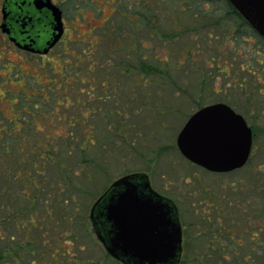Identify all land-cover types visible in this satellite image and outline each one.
<instances>
[{"label": "rangeland", "instance_id": "374dc122", "mask_svg": "<svg viewBox=\"0 0 264 264\" xmlns=\"http://www.w3.org/2000/svg\"><path fill=\"white\" fill-rule=\"evenodd\" d=\"M3 1L0 0V22ZM53 1L65 9L66 35L64 42L43 60L9 46L0 30V149L1 153L6 149L3 147L5 131H10L11 137L15 138L10 144H16L14 147L18 149L6 163L2 161L5 154L0 153V192L3 193L0 218L2 222L5 217L20 222L21 211L27 213L29 206L35 209V225L31 226L33 229L27 237L11 229V222L9 229L3 222L0 236L4 241H0V248L5 247L6 239L13 236L9 245L24 246L23 264H45L46 261L52 264L51 255L48 256L51 253H57L60 264H67L66 259L71 258L86 264H121L108 256L98 241L90 212L113 182L127 174L146 172L151 175L155 189L176 201L186 224L199 223L202 219L199 208L197 214H186L189 203L195 202L198 206L200 201H210L212 195L241 206L242 217L250 218L248 213L253 208L258 212V251L253 256H199L205 245L197 236V240L186 248L189 253L182 257L180 264H264V120L260 124L263 140L256 144L248 164L232 173L217 175L194 167L176 148L179 132L200 105L223 102L242 113L251 96L264 98V81L257 76L264 67V41L259 39L254 43L247 38L248 42L241 40L233 44V20L225 21V27L216 24L212 27L210 20L201 17L197 11L183 15L177 11L170 14L164 9H153L152 17L148 18L146 14V23L150 21L153 26L145 23L142 37L146 45V69L149 72L148 68L159 67L160 74L146 71L148 76L141 96L142 99L146 97L145 107L141 111L139 88L132 89L135 101L131 102L134 109L129 114L130 129L66 128V120H56L50 113L51 105L43 103L46 97L33 98L32 95L40 96L41 91L57 89L60 84L53 80L66 72L63 71L66 67L72 74L90 73L89 66L84 71L78 70L76 60L82 48L88 51L92 42L97 41L98 33L102 31L99 26L114 27L115 48H119L120 43L127 44L124 32H130L135 38L136 49L141 40L138 42L139 31L132 29L138 27V18L133 11L127 12L135 6L134 0H126L123 14H120L123 11L120 0ZM142 5L146 13L149 3L144 0ZM105 52L102 48L100 61L105 58ZM125 57L124 51L115 52V59L128 63L131 75L138 80L136 55L131 54L127 60ZM112 64L111 73L116 74L115 60ZM81 88L89 90L84 85L76 87L77 90ZM122 90L120 87V97L107 100L106 107L116 109V101L120 108L124 106ZM215 91L220 92L216 95ZM62 96L51 95V100L56 101ZM59 100L63 101L62 98ZM35 101L37 107H32ZM258 101L255 102L258 107L264 106V102ZM54 110L60 115L69 113L62 106ZM243 115L252 125L250 115L246 112ZM95 116L89 114V117ZM24 119L33 122L35 127L26 131ZM24 134L28 135V144L24 142L25 137L20 136ZM90 137L93 144L86 143ZM48 141L50 145H47ZM47 153L53 161L41 158V154L48 156ZM6 172L13 178L6 179ZM34 190L39 198L32 205L30 200ZM190 193L193 195L188 198ZM5 204L10 206L9 215L4 213ZM237 229L242 233L248 225L239 220ZM195 230L192 228L193 233ZM242 240L243 247L238 249L249 250L248 237L242 236ZM28 241L32 242L31 247ZM43 242H47V246ZM67 252L70 255L65 258ZM15 263L6 261L4 264Z\"/></svg>", "mask_w": 264, "mask_h": 264}, {"label": "flooded vegetation", "instance_id": "af4514ba", "mask_svg": "<svg viewBox=\"0 0 264 264\" xmlns=\"http://www.w3.org/2000/svg\"><path fill=\"white\" fill-rule=\"evenodd\" d=\"M33 2L34 0H4L1 6L2 18L0 22V27L4 21L3 10H5V12L8 14L7 24L10 29V34L7 35L2 33L4 35L3 36L4 40L8 43L9 46L16 48L20 52L26 53L28 56L32 58H38L43 60L45 57L49 56L52 52H54V50L64 42V37L66 35L65 9H62L60 5L58 6L52 0V2L55 5H57L62 11L64 33L60 41L51 50H49L48 53L45 54L43 53V51L46 48L47 42L52 37V19L49 12H47L46 10H42V11L36 10V8L33 5ZM143 8L144 7L141 8V3H140L139 18H138L139 25L137 28H132L134 30L139 31L138 42L140 40L141 42H139L138 49H136L135 47L136 45L135 38L130 35V32H124V37L125 40L127 41V44L124 45L120 43L119 48H115V45H117L115 40L117 39L115 36L114 27L109 25L99 26L102 27V31L98 33L97 41L95 43L92 42V44L90 45L91 47L88 49V51H85L84 48H82L80 51L81 54L80 53L78 54V58L76 60L77 61L76 66L78 70L84 71L85 67L89 66L90 73L72 74L71 72H69V70L66 67L63 69V71L66 72L59 74L58 79L53 80L54 82H59L60 84L57 89H53V90L49 89V90L41 91L42 94L40 96L38 94L32 95L33 98L46 97L47 99L43 101V103L45 105L47 104L51 105L53 110L50 113L54 114L56 120L57 118L60 120L61 119L66 120L65 121V123H67L66 128H75L78 130L80 129L81 130L83 129L86 130L116 129L117 130V129H128V128L130 129V124L128 122L129 114L134 109L131 106V102L135 101V94L134 93L132 94V89L136 87L139 88L138 91L140 97L138 99L139 111H141V108L145 107L146 97L144 96L143 99L141 98V96L144 95L143 88L146 85V80H147L146 77L148 76L146 72L147 69H146V54H145V50H146L145 38L143 40L142 37V35H144L145 33L144 29L146 30V25H145L146 13ZM130 10L131 8H129L127 12H130ZM126 18L129 19L127 15ZM232 27L233 28L231 29L234 33V36H232L231 39L233 44H238V42H241V40H243L244 42H248L247 38L252 40L254 43H258L259 39L264 41V38L261 37L253 28H252L253 30H251V28L249 27H242L239 30L242 33L241 34L240 32L239 33L236 32L237 29L235 26ZM11 38H14L17 43L21 44V46H18L17 43L11 41ZM22 46H28L29 49H24L22 48ZM102 48H105L106 52L103 54L105 58L102 61H100L101 58L100 54H102L101 53ZM116 51L119 52L124 51V56H126L125 57L126 60L130 57L131 54L136 55V58L138 59L137 60L138 80H135L134 79L135 76L131 75L130 65L128 63L121 62L115 59ZM189 53L190 52L188 51L186 52V54L188 55ZM114 60L116 62V69H117L116 74L111 73V66L113 65L112 62L114 63ZM222 73L226 74V72L224 71H222ZM155 74H157V72ZM257 76L260 77V80L262 79V81H264L263 80L264 67L261 73H258ZM117 82L119 83V85L117 84ZM121 83H123L122 86ZM77 85L81 87L83 85L87 86L89 90L83 88L77 90L76 89ZM120 87L123 89L121 93L123 95L124 106L122 105L120 108L118 104L119 101H116L114 103L116 109L114 108L110 109L109 106L106 107L107 100H109L111 97L112 98L120 97V93H118ZM219 92L220 91H215V94L218 95ZM58 94L63 95L62 97L59 98V99L62 98L63 101H60L59 99H57L56 101H52L51 95L57 96ZM71 95H73L74 97H72ZM257 100H259L258 101L259 103L264 102V98L262 99V98H257L255 96H251L248 99L247 104L244 105L243 109L245 111H242V113L238 112L235 107H232L231 105H228L223 102L213 103L206 106L200 105V109H198L196 112L210 105L225 104L228 107H230L237 115H240L246 121L247 126L252 130L253 139H252V149L250 154V158H251L253 152L255 151L256 144L259 142V140L260 141L263 140L260 134V132L263 131L260 130L261 128L260 124L262 120H264V106L260 105L258 107V103H255ZM33 103L36 106V101ZM60 106H62L65 109V111L66 110L69 111V113L62 112L61 115L57 113L56 110H54V108ZM245 112L248 115H250L249 116L250 120L253 122L252 125L243 115L245 114ZM90 113L96 114V116L89 117ZM195 113H193L190 116V118ZM67 114H69L70 116H68ZM106 114L108 116H105ZM47 115H45V117ZM114 116H116V118H114ZM123 137L125 136L123 135ZM92 140H93L92 137H90L86 140V143L91 142L93 144ZM176 148L178 149L177 139H176ZM184 159L187 162H189L192 166L204 170L203 168L188 161L185 157ZM206 172L212 173L209 171ZM133 174L147 176L151 189L159 196L171 200L177 207L178 216L182 227V257L185 256L186 253L188 255L189 252L186 251V248L189 247L192 242L197 240V236L201 237L202 243L205 245L204 246L205 249L202 250L199 256H206V257L219 256L222 258L242 257V256L250 257L253 256L255 253H257L258 227L256 225L258 224L257 221L258 212L255 208H253V206L251 212L248 213L250 218H248L247 216L242 217L243 215L242 213L244 212H242L241 208H239L241 206H238L236 203L232 204L231 202L229 203L227 201H223V199H220V197L213 198L212 195L211 197H209L210 201H205V200H203L202 202L200 201L198 202L199 203L198 206H196L195 202L189 203L190 205L188 209H186L185 211L186 214L187 215L197 214L199 212L198 210L201 209L202 219L200 220L199 218L200 220L198 221L199 223H195L192 221L190 224H186L184 219L182 220L183 214L181 213L180 208L176 203V201L171 199V197L164 195L163 193H161L160 191H158L153 187L151 182V175L149 173L134 172L131 174H127L125 176L133 175ZM212 174H216V173H212ZM217 175H222V174H217ZM109 188H107V190L101 196H103L109 190ZM176 192H179L178 188H176ZM192 195L193 194L190 193L188 195V198L190 196L192 197ZM239 220L242 222H246L249 230L246 229L244 232L240 233L239 229H237L239 225ZM192 228L196 229L195 233H193ZM197 229L199 230V232H197ZM242 236L248 237L249 241L251 242L250 249L245 251L243 250L244 252H242V249H238L243 247L244 241L242 240Z\"/></svg>", "mask_w": 264, "mask_h": 264}, {"label": "water", "instance_id": "95a60500", "mask_svg": "<svg viewBox=\"0 0 264 264\" xmlns=\"http://www.w3.org/2000/svg\"><path fill=\"white\" fill-rule=\"evenodd\" d=\"M264 38V0H228ZM36 10L52 19V37L43 53L62 38V11L52 0H34ZM2 33L9 35L8 14L3 10ZM11 41L17 43L14 38ZM21 46L20 43H17ZM29 49L28 46H22ZM252 130L225 104L196 112L177 138L181 154L193 164L216 174L240 170L249 161ZM90 219L97 225V239L107 254L122 264H180L182 227L175 204L159 196L147 176L133 174L115 181L92 206Z\"/></svg>", "mask_w": 264, "mask_h": 264}, {"label": "trees", "instance_id": "16d2710c", "mask_svg": "<svg viewBox=\"0 0 264 264\" xmlns=\"http://www.w3.org/2000/svg\"><path fill=\"white\" fill-rule=\"evenodd\" d=\"M120 1H121V5L120 6L122 7L121 10H123V11H121L120 14H123L125 9H126V6H127L126 3L127 2H126V0H120ZM134 1H135V6H133L131 11H133V13H134L133 15H135L137 18H139L140 3H141V8L144 7L142 5L144 0H134ZM146 1H147V3H149L148 7L146 8V14H147L148 18L152 17L151 13H152L153 9L154 10L155 9H162V10L164 9L165 11L169 12L170 14H172L173 11H177L178 13L180 12L183 15H188L191 12L194 13V11H197L198 13H200L201 17H203L204 19L210 20L212 27H214L216 25H220L222 27H225V26H223V23L225 21L233 20V24L234 25H231V26H235L236 27V29H237L236 32L239 33L240 32L239 30L242 27H249V28H251V30H253L252 27L234 9V7L230 4V2L228 0H146ZM150 6H152V7H150ZM205 6H206L207 9H205ZM224 6H225V8L221 9ZM218 12L220 13L219 16H218ZM222 12H224L223 15H221ZM195 18H197V16H195ZM146 24L149 27L153 26V23H151L150 21H149V23H146ZM158 68L159 67H150V68H148L149 72L148 71L147 72L148 73H154V72L157 71V73L160 74V72H159L160 70H158ZM31 106L32 107L35 106L33 102L31 104ZM39 115L42 116L41 113H39ZM31 118L32 117L30 115V119ZM24 123L26 124V129H25L26 131H30L31 129H33L35 127V126H32L33 122L31 123L29 121H26V119L23 120V124ZM8 129H11V128H8ZM11 136L12 135L10 134V131H5V133H4V140L5 141H4L3 147L4 148L6 147V149L2 153H1V149H0V153L3 154L2 156H4V154L6 156V158L3 157L4 159H2V161L4 163H6L11 158V155L14 156V154L16 153V150H18L17 147L16 148L14 147L16 144L15 145H11L10 144L11 142H13L15 140V138L11 137ZM20 136L23 137V138L25 137V141L24 142H26V144H28V140H29L28 139V135L24 134V136H22V135H20ZM29 143L31 144V142H29ZM50 143L51 142L48 141L47 145L48 144L50 145ZM48 147L49 146H47L46 148L48 149ZM48 152H49V150H48ZM47 154H48V156H46V154H41V158H44L45 160L47 159L48 161L49 160L53 161V158L51 157V155L49 153H47ZM45 156H46V158H45ZM5 178L6 179H10L11 178L12 179L13 175L12 174L9 175V172H6V177ZM5 192L8 193V191H5ZM34 193H35V190L33 192L32 198L30 200L32 205H33V202H35L37 200V198H39L37 196V194L36 193L34 194ZM2 196H3V193L0 192V197H2ZM8 205L9 204H5L3 208L5 209L4 213L9 215V213H10V208L9 207L10 206H8ZM34 211H35V209L34 208L32 209V206H29L27 208V213L21 211L20 222H17L14 219L12 220L11 217H5V220H3V222H5V225L7 224L6 227L8 229H9V223L11 222L12 223V225H11L12 228L11 229L16 230L17 233H21L22 232L27 237L28 234H29V231L31 230V228L34 227V225H35V222H34V219H33ZM27 216H28V218H26ZM25 219H27V220H25ZM3 222H2V219L0 218V228H1L2 224H3ZM91 222H92V225H93V230L96 233V237H97V232H98L97 225H95V223L92 220H91ZM1 240L4 241V239L0 236V241ZM13 240H14V237L10 236V238L6 239L5 247H1L0 248V264H4L6 261L8 263L16 262L15 264H23V262L25 261L23 255H22V253L24 252V250H23L24 246H20V245L12 246V245H9V242L10 241L12 242ZM46 243L47 242H43V245L47 246ZM28 244L31 247L32 242L28 241ZM28 250H29V247H28ZM52 251H53V249H52ZM31 253H33V252H31ZM33 254H35V253H33ZM66 254L67 255L64 256L65 258H67L70 255L68 252ZM50 255H51V257H50ZM48 256L51 258L50 263H52V264H60L59 263L60 257L57 256V253H51ZM66 260L68 262L67 264H86L85 262H83V261H81L79 259L71 258L70 260L69 259H66ZM115 261H117V260H115ZM117 262H119V261H117ZM46 263L49 264L47 261H46ZM119 263H121V262H119Z\"/></svg>", "mask_w": 264, "mask_h": 264}]
</instances>
